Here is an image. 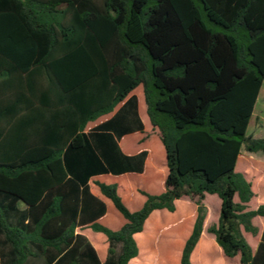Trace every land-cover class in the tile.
I'll list each match as a JSON object with an SVG mask.
<instances>
[{"label":"trees","instance_id":"trees-1","mask_svg":"<svg viewBox=\"0 0 264 264\" xmlns=\"http://www.w3.org/2000/svg\"><path fill=\"white\" fill-rule=\"evenodd\" d=\"M263 85L264 0H0L12 264H264Z\"/></svg>","mask_w":264,"mask_h":264},{"label":"crops","instance_id":"crops-1","mask_svg":"<svg viewBox=\"0 0 264 264\" xmlns=\"http://www.w3.org/2000/svg\"><path fill=\"white\" fill-rule=\"evenodd\" d=\"M260 113H261V111H255V109H253V113H252V117H251L249 125H248V129L250 127L251 122H256L258 119H260ZM251 135L254 137L262 136V135L256 136L257 134H255V133H253ZM115 140H116V143L119 144V146H120V140L118 138H115ZM249 156H251L253 158H255V157L261 158V160H264V157L259 155V154H249ZM14 206H15L16 210L14 212H12L8 217L11 218L12 222L17 223L18 219L21 218V217H19L20 215H22L21 212L27 211L28 206L23 204L21 201H16ZM26 221H27V216L24 217V222H26ZM85 252L87 254V258L81 259L80 255H78L76 259H72V260L69 259V260H66L60 264H83V263L84 264H107V263H105L106 259L105 260H100V259L98 260L97 258L95 259V257L93 256V251H91V249L85 248ZM54 254H55V256L52 260L47 259L48 256H51ZM62 255H63V251L62 252H56L54 249H50V248L46 249L45 251L42 249L40 252L33 251V254L27 256L23 260L22 264H58L56 261L59 260L60 257L62 258L63 257ZM13 258H14V255H13L11 247L9 246V244H7L4 241L3 236L0 233V264H12ZM70 260H71V263H69Z\"/></svg>","mask_w":264,"mask_h":264},{"label":"rangeland","instance_id":"rangeland-1","mask_svg":"<svg viewBox=\"0 0 264 264\" xmlns=\"http://www.w3.org/2000/svg\"><path fill=\"white\" fill-rule=\"evenodd\" d=\"M254 109L255 111H261L260 119H258L256 122H251L247 133H250V134L255 133L257 134L256 136H259V135L263 136L264 135V85L261 87L259 91V95L257 97V101L255 103ZM255 158L264 162V160H261V158H257V157Z\"/></svg>","mask_w":264,"mask_h":264}]
</instances>
